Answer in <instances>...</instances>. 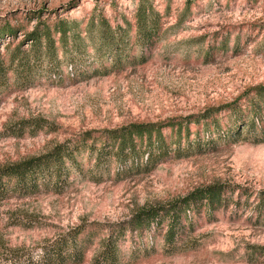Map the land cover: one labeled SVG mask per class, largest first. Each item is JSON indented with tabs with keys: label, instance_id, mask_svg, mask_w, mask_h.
<instances>
[{
	"label": "rangeland",
	"instance_id": "1",
	"mask_svg": "<svg viewBox=\"0 0 264 264\" xmlns=\"http://www.w3.org/2000/svg\"><path fill=\"white\" fill-rule=\"evenodd\" d=\"M139 3L159 17L152 42L137 41ZM37 12L79 21L81 29L90 17L104 18L125 28L128 42L121 58L118 50L99 58L87 39L83 56L27 88L10 77L0 87V165L88 131L93 137L133 122H186L180 142L173 136L169 154L148 169L114 158L96 164L84 152L58 187L2 201L0 264H95L102 240L118 229L125 234L115 264H264V135L245 128L237 136L241 120L230 107L244 110L264 85V0H0V24L27 25ZM255 117L264 125V104ZM163 132L169 139L171 127ZM212 183L223 186L228 204L195 214L172 243L164 240L166 221L126 230L140 207ZM69 231H79L82 259L44 262V252L63 249Z\"/></svg>",
	"mask_w": 264,
	"mask_h": 264
},
{
	"label": "trees",
	"instance_id": "2",
	"mask_svg": "<svg viewBox=\"0 0 264 264\" xmlns=\"http://www.w3.org/2000/svg\"><path fill=\"white\" fill-rule=\"evenodd\" d=\"M150 8L139 3L135 14V34L137 41L152 42L159 34V17L150 15ZM41 12V11H40ZM27 25L21 22L11 24L4 21L0 24V43L6 37L5 52L0 53V87L4 86L10 77L18 83L29 87L38 76L55 77L62 63L71 64L87 52L85 40L92 41L98 57L114 55L123 51V45L128 42V32L121 25L111 26L104 18L90 17L83 29L80 22L58 16L43 17L41 13L28 15ZM98 30L95 32V28ZM97 29V28H96ZM84 35H81V33ZM22 35L17 40L18 34ZM125 50V49H124ZM116 54L115 57L121 58ZM67 64V65H68ZM10 75V76H9ZM264 104V85L255 88L252 97L248 98V107L244 110L234 109V120H241L236 126L237 136L243 129L255 128L264 135L262 117H255ZM242 111L244 113H242ZM209 112L197 118H209ZM198 120H196L197 122ZM186 119H171L167 122H133L114 129H105L100 134L91 136L85 132L80 139L66 140L55 144L48 151L29 158L0 165V203L13 196H22L40 188L58 187L66 180L71 168H78V157L84 152L95 156V163L114 158L120 162L130 161L135 168H149L169 154L177 137V143L182 138V125ZM258 125V127H257ZM171 127V136L167 139L163 129ZM247 129V130H248ZM188 127L186 134L188 137ZM87 138H92L91 142ZM254 138L257 139L255 136ZM65 182V181H64ZM259 203L264 206V191L259 193ZM228 200L223 186L217 183L204 185L193 189L186 195L156 206H143L137 209L127 221L130 232L147 230L151 225L157 228L166 221L164 240L172 243L191 224L193 216L202 210H218L226 206ZM191 213V216H190ZM79 231H69L61 239L62 252L58 249L42 254L44 262H64L82 259L77 236ZM125 229L110 232L103 240L102 246L94 256L95 264H115L117 258L116 245ZM57 248V246L55 247Z\"/></svg>",
	"mask_w": 264,
	"mask_h": 264
}]
</instances>
